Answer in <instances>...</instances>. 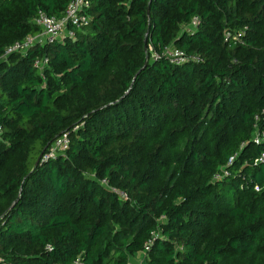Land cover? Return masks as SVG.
<instances>
[{
    "label": "trees",
    "instance_id": "16d2710c",
    "mask_svg": "<svg viewBox=\"0 0 264 264\" xmlns=\"http://www.w3.org/2000/svg\"><path fill=\"white\" fill-rule=\"evenodd\" d=\"M70 2L0 0V264H264V0H91L4 58Z\"/></svg>",
    "mask_w": 264,
    "mask_h": 264
},
{
    "label": "built area",
    "instance_id": "2783aa9c",
    "mask_svg": "<svg viewBox=\"0 0 264 264\" xmlns=\"http://www.w3.org/2000/svg\"><path fill=\"white\" fill-rule=\"evenodd\" d=\"M91 7V0H71L66 10L65 16L62 19L49 17L44 12H40L38 18L35 20V24L41 29V33L38 36H29L21 42H16L14 45L6 49L4 58L6 59L13 53L26 54L30 49L36 46H46L54 44L55 42L63 41L66 37H74L76 30L81 29L89 23L90 17L88 10ZM200 24L199 18H194L191 26L197 28ZM167 57L172 64L179 65L184 62V55L182 52L176 50L175 52L168 53ZM199 58H195L198 61ZM49 60L47 58H38L34 62V66L41 71L47 66ZM3 129L0 126V138L2 136ZM262 141L259 136L256 140L257 143ZM70 146V138L68 134L61 135L51 146L49 152L45 156L44 160L55 158L59 154H64ZM259 161H264V155ZM105 183V181H104ZM152 241H149L145 245L144 254L150 252ZM73 264H85L81 258H78Z\"/></svg>",
    "mask_w": 264,
    "mask_h": 264
},
{
    "label": "rangeland",
    "instance_id": "374dc122",
    "mask_svg": "<svg viewBox=\"0 0 264 264\" xmlns=\"http://www.w3.org/2000/svg\"><path fill=\"white\" fill-rule=\"evenodd\" d=\"M176 50H177L176 48H174L173 46H170L168 48V53L175 52ZM151 52H152V55H153L154 52L152 50H151ZM124 197H126V196H124ZM129 262H130V264H146L145 255L144 254H138V255H136L134 257H131Z\"/></svg>",
    "mask_w": 264,
    "mask_h": 264
},
{
    "label": "water",
    "instance_id": "95a60500",
    "mask_svg": "<svg viewBox=\"0 0 264 264\" xmlns=\"http://www.w3.org/2000/svg\"><path fill=\"white\" fill-rule=\"evenodd\" d=\"M147 35H146V39H147ZM145 48H147V42L146 41H145ZM42 157H43V154L40 156V158H39V160L37 162V165L41 162ZM18 200L12 205L11 209L15 206V204L18 202Z\"/></svg>",
    "mask_w": 264,
    "mask_h": 264
}]
</instances>
